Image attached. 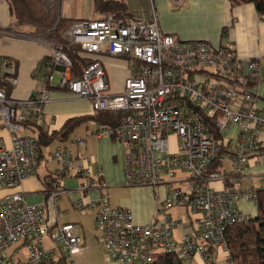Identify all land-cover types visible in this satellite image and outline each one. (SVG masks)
<instances>
[{
    "label": "built area",
    "instance_id": "built-area-1",
    "mask_svg": "<svg viewBox=\"0 0 264 264\" xmlns=\"http://www.w3.org/2000/svg\"><path fill=\"white\" fill-rule=\"evenodd\" d=\"M64 34L83 57L90 52L128 59L129 73L121 92H109L100 61L79 64L73 76V60L63 44L48 42L43 68L34 72L41 84L19 99L11 94L18 81L15 61L0 56V126L9 135V146L0 140V189L17 187L0 198V264H58L60 259L75 264L70 258L83 250V235L77 223L58 220L64 176L85 180L75 204L94 211L97 238L113 264H147L161 253L175 254L184 264H216V251L227 256V228L249 217L239 201H256L252 187L216 189L211 183L235 179L252 157L263 156L264 112L252 88L261 79L258 61H242L229 41L212 45L163 32L154 8L150 19L111 13L74 19ZM55 68H60L58 87L87 99L92 112H125L117 126L81 124L90 125L96 138L122 144L128 185L165 187L149 223H138L128 207L110 204L101 169L85 153L84 137L57 142L42 153L26 123H41ZM231 124L238 126V134L223 151L221 135ZM42 159L58 169L50 171L45 200L30 203L20 186L37 173ZM225 159L229 169L211 168ZM175 207L187 215L167 212ZM178 225H190L181 239L172 233ZM225 264L231 263L226 259Z\"/></svg>",
    "mask_w": 264,
    "mask_h": 264
},
{
    "label": "crops",
    "instance_id": "crops-1",
    "mask_svg": "<svg viewBox=\"0 0 264 264\" xmlns=\"http://www.w3.org/2000/svg\"><path fill=\"white\" fill-rule=\"evenodd\" d=\"M150 4L147 16L142 12L137 16L150 19L152 8H154L159 27L163 32L176 34L183 41L201 40L212 45L229 41L242 61L246 58L257 60L261 79L252 88L259 95V108L264 112V14L257 13L251 3H243L232 7L229 0H183L178 4L172 0H151ZM94 14L97 13L94 12ZM132 16L135 15L132 14ZM14 20L9 1L0 0V56L15 61L18 81L11 90V94L15 98L23 99L29 97L32 90L41 84V80L34 72L43 68V62L48 56L50 45L43 37L35 36V34L31 35L29 26L30 29L25 27L27 25H14ZM104 70L106 78H108L105 67ZM59 71L60 68L54 69V79L55 73H59ZM128 73L129 71L123 73L125 78ZM54 79L49 84L51 101L43 106L41 123H35V125H39L49 132L58 130L69 118L93 113L87 99L79 98L66 89L59 88L58 81L54 83ZM27 127L29 128V126ZM0 128L2 127L0 126ZM91 129L90 125L84 127L80 124L69 139L84 137L85 153L101 169L102 177L107 185L110 204L128 207L138 223H149L155 208L164 198L165 187H156L155 190L149 185H128L124 177L122 144L108 137L96 138L90 134ZM29 130L31 131L30 128ZM237 134L238 126L236 124H231L223 131L221 135L223 151L226 150V141L235 139ZM259 137L263 156L252 157L247 170L235 179L212 182L211 186L213 188H237L236 185L238 188L252 187L258 189L264 187V131L260 132ZM6 139H9L8 131L6 129L0 130V140L4 141ZM56 143L57 141L53 143L54 146ZM75 150L77 151V149ZM42 153L44 154L43 151ZM43 160L45 169L38 171ZM225 161L229 163L228 159H225L223 163ZM40 163L37 173L33 177L23 180L20 186L26 193V200L30 203H39L46 198L45 188H47L51 170L46 168L49 163L45 159L40 160ZM84 181L81 177L64 176L59 198L66 196L76 206V190ZM0 191V198L12 193L9 188L0 189ZM93 194V192L89 193V195ZM58 207L60 209L59 205ZM238 207L248 216H253L256 212L255 203L252 201L241 200ZM171 210L173 211L171 214L173 217H179L183 209L175 207ZM62 211L63 215L59 217V221H64L62 219L66 215L65 211ZM188 227L176 226L172 232L173 237L175 239L183 238L185 232L188 231ZM216 253L217 255H224L221 251H216ZM194 261L198 263L197 260Z\"/></svg>",
    "mask_w": 264,
    "mask_h": 264
},
{
    "label": "trees",
    "instance_id": "trees-1",
    "mask_svg": "<svg viewBox=\"0 0 264 264\" xmlns=\"http://www.w3.org/2000/svg\"><path fill=\"white\" fill-rule=\"evenodd\" d=\"M10 10L15 20L14 25H27L31 28L32 34L46 39H56L64 46L65 52L73 60V76L78 74L79 64H87L90 58L80 54V47L71 43L65 36V27L73 18L61 17L58 7L52 0H8ZM230 5L236 6L243 3L254 5L257 13L264 14V0H229ZM94 12L104 17L107 13L116 17L124 18L132 16L127 10L124 0H93ZM1 86V85H0ZM2 87V86H1ZM8 92L10 86L6 87ZM122 111H98L87 115L72 117L55 131H47L33 121L26 123L37 137L41 150L53 143L65 142L72 135L74 130L82 122L96 121L102 124L117 126L124 117ZM212 131L220 135L214 129ZM261 149V148H260ZM222 150V147H221ZM223 161L215 160L211 165L212 169H218ZM256 212L247 219L234 223L226 230L225 240L227 246L226 259L231 264H264V187L256 189ZM58 264H68L60 259ZM147 264H184L175 254L161 253Z\"/></svg>",
    "mask_w": 264,
    "mask_h": 264
},
{
    "label": "rangeland",
    "instance_id": "rangeland-1",
    "mask_svg": "<svg viewBox=\"0 0 264 264\" xmlns=\"http://www.w3.org/2000/svg\"><path fill=\"white\" fill-rule=\"evenodd\" d=\"M55 3L56 7L60 12L61 17L66 18H90L92 17H100L101 14L97 13L94 14V7H93V0H52ZM128 11L137 16L140 12L144 15H148L150 9V2L151 0H124ZM93 13V14H92ZM140 17V16H139ZM71 23L68 22L66 24L65 29ZM30 29L28 26H25ZM32 33V31L30 32ZM34 35V34H31ZM44 38V37H43ZM46 39V38H44ZM48 42H58L56 39H46ZM59 43V42H58ZM83 55L90 58L98 60L102 63V65L107 70V82L109 85L108 91L117 93L123 90L124 80L125 77L123 75L124 72H128V59L114 57L106 54H99V53H90V52H83ZM59 73H55L54 83L58 81ZM4 128H0L3 130ZM5 145L9 146V139L4 140ZM54 144H51L47 147H43V152L48 154L49 150L53 148ZM38 171L45 169L43 166L44 160L41 161ZM230 164L225 161L221 168L229 169ZM47 169L51 170L52 172L58 169L56 163L50 162L47 164ZM26 187V186H25ZM237 188L233 187L234 189H243V188H251V187H239L236 185ZM17 187L9 188L11 192L15 191ZM26 190L27 187H26ZM1 192V191H0ZM5 192V191H4ZM241 201V200H240ZM239 201V202H240ZM57 203L60 206L61 210L65 211V217L62 220L66 221H73L76 222L79 226L80 232L83 235V250L80 253H76L72 255L70 258L71 261H74L75 264H113L111 260H109L106 256V253L101 246L98 238H97V231L94 225V211L91 209H79L78 207L72 203L66 196L57 199ZM239 205V203H238ZM179 208V207H177ZM169 214H172V210L167 211ZM181 214L187 215L185 210H182ZM192 218L195 216L192 215ZM216 264H225L226 257L224 255H215L214 257ZM192 264H197L195 261Z\"/></svg>",
    "mask_w": 264,
    "mask_h": 264
},
{
    "label": "bare ground",
    "instance_id": "bare-ground-1",
    "mask_svg": "<svg viewBox=\"0 0 264 264\" xmlns=\"http://www.w3.org/2000/svg\"><path fill=\"white\" fill-rule=\"evenodd\" d=\"M261 151H262V149H261Z\"/></svg>",
    "mask_w": 264,
    "mask_h": 264
}]
</instances>
